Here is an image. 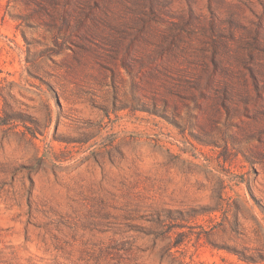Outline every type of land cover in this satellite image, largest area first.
<instances>
[{
    "label": "rangeland",
    "instance_id": "1",
    "mask_svg": "<svg viewBox=\"0 0 264 264\" xmlns=\"http://www.w3.org/2000/svg\"><path fill=\"white\" fill-rule=\"evenodd\" d=\"M0 264H264V0H0Z\"/></svg>",
    "mask_w": 264,
    "mask_h": 264
}]
</instances>
